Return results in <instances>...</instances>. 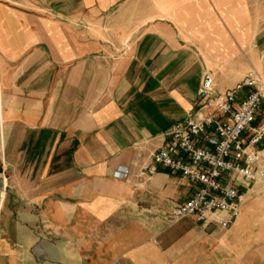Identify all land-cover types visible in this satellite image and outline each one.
Returning a JSON list of instances; mask_svg holds the SVG:
<instances>
[{
    "label": "crops",
    "instance_id": "1",
    "mask_svg": "<svg viewBox=\"0 0 264 264\" xmlns=\"http://www.w3.org/2000/svg\"><path fill=\"white\" fill-rule=\"evenodd\" d=\"M250 69L264 0H0V264H264V182L221 228L171 218L177 174L138 176L206 73Z\"/></svg>",
    "mask_w": 264,
    "mask_h": 264
},
{
    "label": "built area",
    "instance_id": "2",
    "mask_svg": "<svg viewBox=\"0 0 264 264\" xmlns=\"http://www.w3.org/2000/svg\"><path fill=\"white\" fill-rule=\"evenodd\" d=\"M196 95L194 112L167 128L164 144L138 164V176L157 169L177 174L192 191L171 218L190 216L226 228L245 199L239 183L264 182V80L251 69L234 87L216 92L206 73ZM129 173L118 168L114 176ZM1 181L4 192L7 177Z\"/></svg>",
    "mask_w": 264,
    "mask_h": 264
},
{
    "label": "rangeland",
    "instance_id": "3",
    "mask_svg": "<svg viewBox=\"0 0 264 264\" xmlns=\"http://www.w3.org/2000/svg\"><path fill=\"white\" fill-rule=\"evenodd\" d=\"M251 70V69H250ZM210 74H212L211 72H209ZM213 75V74H212ZM260 75V74H259ZM261 77V76H260ZM262 80H264V77H261Z\"/></svg>",
    "mask_w": 264,
    "mask_h": 264
}]
</instances>
